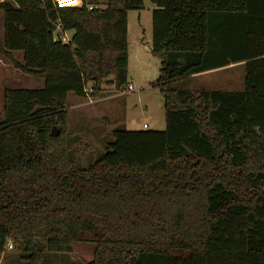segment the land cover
<instances>
[{
	"label": "trees",
	"instance_id": "1",
	"mask_svg": "<svg viewBox=\"0 0 264 264\" xmlns=\"http://www.w3.org/2000/svg\"><path fill=\"white\" fill-rule=\"evenodd\" d=\"M148 1L165 128H116L82 168L68 95L128 87L127 14L145 0H0V55L44 81L3 92L0 254L12 240L24 264L76 244L94 246L86 264H264V0ZM239 62L241 91L173 88Z\"/></svg>",
	"mask_w": 264,
	"mask_h": 264
},
{
	"label": "rangeland",
	"instance_id": "2",
	"mask_svg": "<svg viewBox=\"0 0 264 264\" xmlns=\"http://www.w3.org/2000/svg\"><path fill=\"white\" fill-rule=\"evenodd\" d=\"M104 5L106 0H100ZM139 11V10H138ZM131 10L128 16L129 60L128 83L132 89L116 90L113 84L103 86L97 101L83 99L69 94L68 117L65 137L71 156L77 164L86 168L104 151L112 138V130H163L165 128L164 107L159 88V60L146 50L151 44V13L147 5L141 9V16ZM3 38V22L0 10V40ZM141 38V39H140ZM140 43V49L135 44ZM150 43V44H149ZM15 60L22 61L21 53H15ZM33 78L23 74L0 55V114L3 112V92L12 88H34ZM176 90H225L244 89V65L233 63L221 69L190 76L173 83ZM146 125V126H144ZM11 247L0 254V264H24L21 250L11 240ZM94 246L76 244L70 253L50 255L47 264H86L92 257Z\"/></svg>",
	"mask_w": 264,
	"mask_h": 264
},
{
	"label": "crops",
	"instance_id": "3",
	"mask_svg": "<svg viewBox=\"0 0 264 264\" xmlns=\"http://www.w3.org/2000/svg\"><path fill=\"white\" fill-rule=\"evenodd\" d=\"M92 5V4H91ZM91 5H89L88 7L89 8H92V6ZM146 5V4H145ZM148 10H149V13H151V10L148 8ZM129 12L130 11H128V14H127V38H128V60H129V47H130V42H129V36H128V16H129ZM1 13H2V17H3V12H2V10H1ZM138 15H139V17L141 16V10H139L138 11ZM2 22H3V20H2ZM65 34H66V36L68 37V38H70V36H71V32H67V31H65ZM141 39V38H140ZM150 44V43H149ZM150 46H151V44L149 45V46H146V50L148 51V52H150ZM135 47L136 48H139L140 49V43L139 44H135ZM15 53H18V52H13V56L15 55ZM21 53V52H20ZM21 56H22V61H23V55H22V53H21ZM15 57V56H14ZM21 61V62H22ZM20 62V63H21ZM230 65V64H229ZM229 65H227V66H229ZM224 67H226V66H224ZM224 67H220V68H217V69H221V68H224ZM217 69H213V70H217ZM213 70H208V71H204V72H201V73H198V74H194V75H199V74H202V73H206V72H209V71H213ZM194 75H191V76H194ZM30 77V76H29ZM31 78H33L34 80H35V82H33L34 83V88H42L43 87V85H44V81H43V79H41V78H34V77H31ZM34 80H32V81H34ZM68 97H69V95H68ZM98 100H100V99H97V101ZM96 101V100H95Z\"/></svg>",
	"mask_w": 264,
	"mask_h": 264
},
{
	"label": "built area",
	"instance_id": "4",
	"mask_svg": "<svg viewBox=\"0 0 264 264\" xmlns=\"http://www.w3.org/2000/svg\"><path fill=\"white\" fill-rule=\"evenodd\" d=\"M54 1H59V0H54ZM56 28H57V35H56V37L58 39H60L62 42H67L69 40V38L66 36L65 32L62 31L61 26L58 24V25H56ZM127 89L128 90L129 89H132L131 84L128 85ZM144 126H146V125H144ZM10 243L11 242H9V244H8V248L11 247Z\"/></svg>",
	"mask_w": 264,
	"mask_h": 264
},
{
	"label": "water",
	"instance_id": "5",
	"mask_svg": "<svg viewBox=\"0 0 264 264\" xmlns=\"http://www.w3.org/2000/svg\"><path fill=\"white\" fill-rule=\"evenodd\" d=\"M145 4L147 5V7H148L150 10H152V9L154 8V5L150 4L148 0H145ZM107 83H108V84H112V83H113V80H112V79H109V80H107ZM58 131H59V130H58L56 127H53V128H52V134H53L54 136H57Z\"/></svg>",
	"mask_w": 264,
	"mask_h": 264
}]
</instances>
